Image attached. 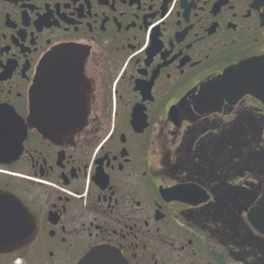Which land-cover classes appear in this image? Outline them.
Masks as SVG:
<instances>
[{"label":"flooded vegetation","instance_id":"obj_1","mask_svg":"<svg viewBox=\"0 0 264 264\" xmlns=\"http://www.w3.org/2000/svg\"><path fill=\"white\" fill-rule=\"evenodd\" d=\"M63 46L83 63H55L49 115L86 119L51 140L29 125L30 91ZM262 56L264 0H0V189L37 220L0 264H82L96 249L125 264H264L249 219L264 99L200 100ZM10 114L26 129L18 154Z\"/></svg>","mask_w":264,"mask_h":264},{"label":"water","instance_id":"obj_2","mask_svg":"<svg viewBox=\"0 0 264 264\" xmlns=\"http://www.w3.org/2000/svg\"><path fill=\"white\" fill-rule=\"evenodd\" d=\"M73 61L83 63L76 48L63 46L53 50L40 62L30 91L29 125L51 140L60 138L64 133L77 130L86 119L85 113L81 116L49 115L52 109L50 93L52 87L55 86L52 72L60 69L55 68V63ZM246 93L264 99V56L228 68L221 75L213 78L200 92V100L203 104H207L216 98H237ZM9 121V142L18 144V147L10 145L9 151L10 153L16 151L18 154L21 151L22 142L14 138L21 134L26 135V129L24 132L20 130L25 125L11 114ZM249 219L254 227L264 234V193L257 206L250 212ZM36 231L37 220L28 206L10 192L0 189V252L13 251L27 245ZM103 255L104 258H101ZM82 264L125 263L115 252L96 249Z\"/></svg>","mask_w":264,"mask_h":264},{"label":"bare ground","instance_id":"obj_3","mask_svg":"<svg viewBox=\"0 0 264 264\" xmlns=\"http://www.w3.org/2000/svg\"><path fill=\"white\" fill-rule=\"evenodd\" d=\"M8 133H9V131H8Z\"/></svg>","mask_w":264,"mask_h":264}]
</instances>
